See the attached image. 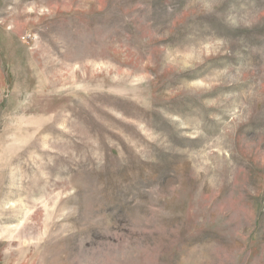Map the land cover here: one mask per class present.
Here are the masks:
<instances>
[{"label":"rangeland","instance_id":"374dc122","mask_svg":"<svg viewBox=\"0 0 264 264\" xmlns=\"http://www.w3.org/2000/svg\"><path fill=\"white\" fill-rule=\"evenodd\" d=\"M0 264H264V0H0Z\"/></svg>","mask_w":264,"mask_h":264}]
</instances>
